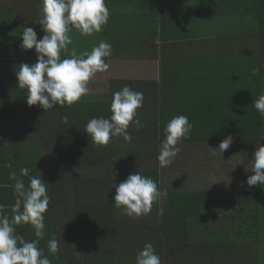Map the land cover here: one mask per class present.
Listing matches in <instances>:
<instances>
[{
  "label": "trees",
  "instance_id": "obj_1",
  "mask_svg": "<svg viewBox=\"0 0 264 264\" xmlns=\"http://www.w3.org/2000/svg\"><path fill=\"white\" fill-rule=\"evenodd\" d=\"M9 1L0 0V58L28 57V63L34 64L35 50L20 48L25 27L14 24L21 13L12 10ZM29 1L42 5L41 0ZM32 15L38 20L41 11ZM33 28L37 38H42L45 33L41 26L36 24ZM152 47V59L157 60L162 52ZM215 61L212 59V75L201 78L203 83H212L211 88L195 100L191 92L181 88L186 83L183 78L168 75L173 68L171 62L162 60L158 81L149 83L148 104L139 110L148 116L142 128L146 133L126 147L113 140L107 146H96L86 133L82 137L68 136L72 124L78 125L80 118L76 117L82 111L88 122L94 103L84 102L77 112L74 111L78 107L73 105H57L50 110L51 199L44 216L45 236L39 247L51 264H135L138 251L146 243L154 246L162 264H170L168 258H173V264H264V185L246 184L252 172H238L231 177L234 185L244 183L233 190L222 186L200 193L168 195L153 204L147 219L131 220L124 214L120 218L118 212L122 210L114 207L113 183L119 185L136 171L156 181L160 190L156 162L137 163L135 156L147 154L149 160L158 156L165 139L164 129L175 116L186 115L193 124L190 138L181 144H220L228 135L235 145L262 142L264 117L253 102L264 93V71L252 76L251 68H243V60L237 65ZM64 116L68 117L67 125L62 123ZM77 144L84 151H77ZM65 146L66 151H61ZM123 156H127L123 161L129 166L119 169L116 163ZM68 166L71 176L66 173ZM83 169L88 176L80 181L78 174ZM223 177L217 176L216 182H222ZM53 237L59 241L60 252L56 255L47 248ZM24 239L27 242L31 237ZM68 240L76 242L73 249ZM253 244L257 255L252 261L249 250Z\"/></svg>",
  "mask_w": 264,
  "mask_h": 264
},
{
  "label": "crops",
  "instance_id": "obj_2",
  "mask_svg": "<svg viewBox=\"0 0 264 264\" xmlns=\"http://www.w3.org/2000/svg\"><path fill=\"white\" fill-rule=\"evenodd\" d=\"M105 3L110 18L101 32L92 36H81L76 30L70 33L72 41L80 39V47L76 48L78 54L90 52L101 41L112 46V55L105 58L110 70L97 73L89 81V95L73 104L78 107L74 112L79 111L84 102L95 104L88 121L98 117L110 118L112 95L125 86L146 93L141 109L145 108L149 99V83L158 81L162 60L164 63L171 62L173 68L169 69L168 75L183 78L186 83L181 88L191 92L195 100L200 93L211 88L212 83H203L201 78L205 74L212 75V59L216 60L215 63L226 61L233 65L243 60L244 69H256L258 73L264 71V0H105ZM8 5L16 13H21L18 14L21 21L17 19L14 23L16 27L36 26L37 19L32 14L41 11L42 5L37 6L29 0H10ZM224 12L228 15H221ZM151 46L153 50L156 46L162 52L157 60L152 59L154 52H151ZM73 47L72 44L68 46V53ZM68 53L63 52L64 58H68ZM29 59L0 58V204L5 206L0 215L10 218L17 199L12 187L16 181L10 178L13 173L16 178L24 180L26 187L29 177L41 176L50 196V110L44 112L39 105L29 107L26 93L17 89L15 72L20 64L32 65V62L28 63ZM141 109L137 110V114ZM81 113L76 117L80 118L78 125L75 127L72 124L68 136H83L87 118L84 111ZM145 113L138 114L143 125L148 118ZM134 130L133 126L128 129L132 144L146 133L142 129L140 132ZM113 141L123 147L130 144L122 138ZM81 147L77 144V151H84ZM55 151L59 150L56 148ZM61 151H66V146ZM126 157L116 163L119 169L129 166L123 161ZM148 157L147 154H136L135 161L142 164L156 162L160 190L164 191L163 173L157 156L150 160ZM196 163L199 164L198 161ZM198 166L196 173L186 171L177 175L170 191H167L168 195L209 191L200 186L204 180L207 185L206 178H212V174H202ZM25 167L29 169L28 176L20 177V170ZM69 171L68 166L66 173L71 176ZM78 175L80 181L88 176L84 169ZM67 182L70 187V180ZM119 212L123 215L122 211ZM16 234L23 238L31 237L30 241L36 239L30 225L16 226Z\"/></svg>",
  "mask_w": 264,
  "mask_h": 264
},
{
  "label": "clouds",
  "instance_id": "obj_3",
  "mask_svg": "<svg viewBox=\"0 0 264 264\" xmlns=\"http://www.w3.org/2000/svg\"><path fill=\"white\" fill-rule=\"evenodd\" d=\"M41 2V18L35 23L41 26L45 34L38 39L34 28L25 27L21 33L20 44L23 51L35 50L36 63L20 64L15 75L17 89L26 93V104L29 107L39 105L47 112L57 105L71 107L82 97L89 95V81L94 79L97 73L110 70V64L105 62V58L112 55V46L101 41L90 52L78 54L73 47L68 53V46L73 43L70 35L73 30L78 31L81 36H92L101 32L108 23L110 11L105 0ZM62 52L68 53V58L61 59ZM258 74V70L253 69L251 75ZM143 103L142 92L123 87L112 95L110 118L90 119L84 133L91 137L93 144L100 147L107 146L115 138L132 142L129 126L132 125L137 130L144 127L137 114ZM253 105L260 116L264 117V93ZM62 123L68 124L67 116L62 118ZM192 128L193 124L186 115L175 116L167 123L164 129L165 139L157 156L161 168H166L174 162L181 152L178 145L190 138ZM232 143L233 137L228 135L212 151L222 158ZM251 164L253 174L247 177L246 184L249 187L264 185V145L256 146ZM28 173V168H21L20 177H26ZM10 178L16 181L12 187L17 199L11 218L8 215H0V264H51V260L39 247L45 236L44 216L51 199L47 184L41 176L29 177L27 187L23 179L16 178L15 173ZM112 188H115L114 207L122 210L128 217L147 216L155 202L168 197L167 190H159L157 182L142 175L140 171L129 174L119 185L113 183ZM4 207L0 204V212ZM19 225H30L34 229L36 239L26 242L23 236L17 235L16 226ZM47 248L52 255L58 254L59 241L55 237L51 238ZM135 264H162V261L154 246L146 243L143 249L138 251Z\"/></svg>",
  "mask_w": 264,
  "mask_h": 264
},
{
  "label": "rangeland",
  "instance_id": "obj_4",
  "mask_svg": "<svg viewBox=\"0 0 264 264\" xmlns=\"http://www.w3.org/2000/svg\"><path fill=\"white\" fill-rule=\"evenodd\" d=\"M79 43L80 39H78V41L73 40L72 45L75 48H79ZM81 43L83 44V42ZM258 144L264 145V136L262 142ZM258 144H231L229 149H227L223 153L222 158L219 155L214 154L212 151V149H216L219 144H179L178 146L181 148V152L178 154V156L170 166L162 168L161 170V172L163 173V190L170 191L171 183H173V180L177 175H181L186 171H189V174L196 173L197 165H199L198 170L202 172V174H205V172L212 174V178H206L207 185L205 184L204 180L203 184L200 186L201 189L208 188L209 190H216L215 188H220L222 186H224L227 190L240 188L242 185H244V183L241 182L240 184L236 183L234 185V181H232V178L238 172H242L243 174H248V172H251V160ZM196 161H198L199 164H195ZM185 174L186 176H188L187 173ZM222 174L224 175V179L222 180V182H216V177ZM118 216L120 218H124L121 212H119ZM149 217H151V214L147 216H141L139 218L128 217V219L139 220L141 218L147 219ZM67 242H72L69 243L72 246V249L76 246V242L73 240H68ZM249 251L251 260L253 261L257 255V246L253 244L250 247ZM168 262L170 264H173V258H168Z\"/></svg>",
  "mask_w": 264,
  "mask_h": 264
}]
</instances>
